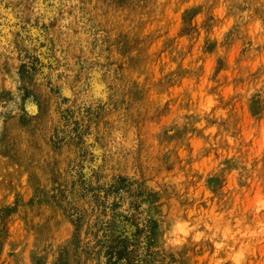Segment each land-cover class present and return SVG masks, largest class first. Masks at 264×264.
Here are the masks:
<instances>
[{
	"label": "rangeland",
	"instance_id": "1",
	"mask_svg": "<svg viewBox=\"0 0 264 264\" xmlns=\"http://www.w3.org/2000/svg\"><path fill=\"white\" fill-rule=\"evenodd\" d=\"M264 264V0H0V264Z\"/></svg>",
	"mask_w": 264,
	"mask_h": 264
},
{
	"label": "trees",
	"instance_id": "2",
	"mask_svg": "<svg viewBox=\"0 0 264 264\" xmlns=\"http://www.w3.org/2000/svg\"><path fill=\"white\" fill-rule=\"evenodd\" d=\"M112 264H114V263H112Z\"/></svg>",
	"mask_w": 264,
	"mask_h": 264
}]
</instances>
